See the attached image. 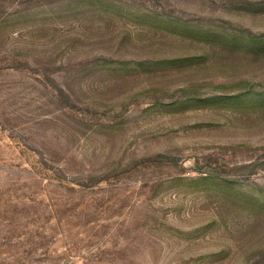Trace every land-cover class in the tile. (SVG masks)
<instances>
[{"label": "rangeland", "instance_id": "obj_1", "mask_svg": "<svg viewBox=\"0 0 264 264\" xmlns=\"http://www.w3.org/2000/svg\"><path fill=\"white\" fill-rule=\"evenodd\" d=\"M0 264H264V0H0Z\"/></svg>", "mask_w": 264, "mask_h": 264}]
</instances>
